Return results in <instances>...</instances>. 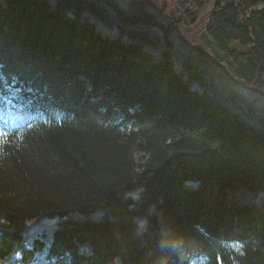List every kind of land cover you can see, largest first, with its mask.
Here are the masks:
<instances>
[{"label":"trees","instance_id":"trees-1","mask_svg":"<svg viewBox=\"0 0 264 264\" xmlns=\"http://www.w3.org/2000/svg\"><path fill=\"white\" fill-rule=\"evenodd\" d=\"M173 1L0 0V264H264V0Z\"/></svg>","mask_w":264,"mask_h":264},{"label":"rangeland","instance_id":"rangeland-1","mask_svg":"<svg viewBox=\"0 0 264 264\" xmlns=\"http://www.w3.org/2000/svg\"><path fill=\"white\" fill-rule=\"evenodd\" d=\"M162 2H159V3H163V2H165L163 5H166L167 6V8L169 9V10H172L173 8H174V1L173 0H161ZM264 6V1H262V2H260V4H259V7L261 8V7H263ZM161 7H162V5H161ZM168 10V11H169ZM160 35H163V32H161L160 33ZM189 39L191 40V38L189 37ZM210 54H211V57H213L214 58V56H213V54H212V52H210ZM214 60H216V58L214 59ZM217 63V61H215V64ZM220 68L222 69V71H224V72H227V69H226V67H224V66H222V65H220ZM136 157H137V159L139 160L140 158H141V154L140 153H137L136 154ZM185 186H193V187H198V180H191V181H189ZM228 195H229V197L231 198H233V195L231 194V192H228ZM264 196V191H262V192H260V194H258V196H256L257 197V199H255V201L256 202H260V197H263ZM231 204V203H230ZM240 209V213L237 211V212H235L233 215H232V217H233V221H232V223H236V222H239V223H241L240 221H242V223H244V224H246V220H245V216L247 215V214H250V212H252L253 213V218L252 219H254L255 221H256V227L257 228H262L261 226H263L264 224H262L261 223V220H260V218H261V215L259 216L258 215V213L256 212V211H254V210H252L251 208L250 209H248V210H246L244 207H240L239 208ZM247 211H249V212H247ZM245 212H247V213H245ZM202 216V215H201ZM205 217H207L208 219H210L209 218V215L208 214H206L205 215ZM226 218H227V215L225 216ZM250 218V217H249ZM208 219H203V220H205V221H209ZM262 224V225H261ZM234 230V229H233ZM168 234H172L171 232L170 233H168ZM84 247H86V246H84ZM85 250V252H89V250L90 249H87V247H86V249H84Z\"/></svg>","mask_w":264,"mask_h":264}]
</instances>
